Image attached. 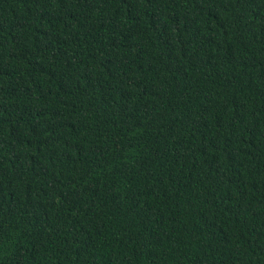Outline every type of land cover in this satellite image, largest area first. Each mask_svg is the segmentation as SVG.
<instances>
[{
	"label": "trees",
	"instance_id": "obj_1",
	"mask_svg": "<svg viewBox=\"0 0 264 264\" xmlns=\"http://www.w3.org/2000/svg\"><path fill=\"white\" fill-rule=\"evenodd\" d=\"M0 264H264V0H0Z\"/></svg>",
	"mask_w": 264,
	"mask_h": 264
}]
</instances>
